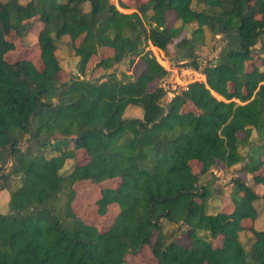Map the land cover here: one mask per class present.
I'll use <instances>...</instances> for the list:
<instances>
[{
  "label": "trees",
  "instance_id": "16d2710c",
  "mask_svg": "<svg viewBox=\"0 0 264 264\" xmlns=\"http://www.w3.org/2000/svg\"><path fill=\"white\" fill-rule=\"evenodd\" d=\"M32 18L41 25L40 68L5 56L7 35L25 36ZM206 30L225 43L202 63L194 52ZM263 34L264 0H146L129 13L110 0H0V188L9 192L0 210V264H128L126 256L144 246L155 264H264V229L242 224L258 216L252 186L233 176L232 208L208 209L209 170L218 162L239 163L238 171L256 173L254 183L264 186L257 174L264 170V58L246 67ZM62 39L82 77L105 48L111 54L95 64L102 74L136 57L143 68L133 78L110 71L61 82ZM174 39L178 56L204 80L163 103L164 86H148L168 71L148 45L166 52ZM188 104L196 110L184 109ZM130 107L140 116H124ZM73 148L89 159L63 171ZM113 178L118 185L102 188L96 206L104 215L116 205V214L100 229L74 213L73 184ZM164 222L180 226L186 241ZM243 230L252 234L248 251L239 241Z\"/></svg>",
  "mask_w": 264,
  "mask_h": 264
},
{
  "label": "rangeland",
  "instance_id": "374dc122",
  "mask_svg": "<svg viewBox=\"0 0 264 264\" xmlns=\"http://www.w3.org/2000/svg\"><path fill=\"white\" fill-rule=\"evenodd\" d=\"M119 11L129 13L135 10V6L139 3L145 2L146 0H124L126 3L125 8H121L118 5V0H110ZM84 8H88V4L84 5ZM32 28L27 32V34L23 37H17L14 33L7 35V39L12 43V47L6 51V58L10 61H15L20 58H28L33 61V63L40 68L41 67V59H39V49L37 44V32L40 28V22L36 18H32ZM175 20L173 18V14L169 13L168 16V25H173ZM196 27V23H191L186 26V36H190V32L193 28ZM178 39H174L172 43H170L167 47V51L164 52L158 48H152V45H148L155 55L156 59L164 68L167 69L168 73L166 76L160 80L159 82L151 83L148 86V89H152L156 84L164 86L167 90L163 103L167 102L172 96L179 92L181 89L185 88L189 82L194 80H204V76L196 70L189 68L186 64L188 62L187 59L178 56V50L174 47V43L177 42ZM224 40L220 34H212L210 31H205V42L204 44L198 46L195 50V56L202 63H206L208 61H212L216 58L218 52L224 45ZM57 56L63 62L64 67L59 71L58 78L61 82L70 80L73 77H81V78H94L98 76H104L110 71H114L119 77L122 75L134 76L137 72L143 68V62L140 58L136 57L134 59V63L132 66H128L127 60H123L121 62L115 63L112 68L108 69L106 73L102 74L104 70L100 67H96L95 64L99 61V59L105 57L106 55L111 54L110 48L102 49L98 52L97 55L90 58L89 62L86 66V74L84 77L80 76L76 59L74 54L70 49L69 40L62 39L57 42L56 49ZM264 58V34L261 36L257 44L255 45V49L252 54V58L246 61V67L251 68L252 66H259L261 64V60ZM260 68H263L260 66ZM220 98L219 96H217ZM184 109L188 110H196L190 104L184 106ZM124 116L127 117H138L140 116V109L137 107H130L129 111L124 113ZM255 133H253L254 136ZM240 135H244L240 133ZM252 136V137H253ZM72 147V145H71ZM74 149V148H73ZM247 148H243L242 151L246 154ZM75 156L73 159L68 160L64 166L63 171H67L71 168L75 163H85L89 159V155L84 149H74ZM264 159V155H263ZM193 165V170L198 171V166ZM240 164L225 168L222 163L218 162L217 165L212 167L209 171L211 172V176H214V182L212 184L213 195L209 200L208 209L210 212H216L218 207L221 205L224 209L228 210L232 208V202L230 199L229 193L233 190L232 180L229 181L227 176H237L244 180L247 184L252 186L254 191L258 195V199L255 200L254 205L258 211V216L255 220L250 218H246L242 221V224L245 227L253 226L256 229H264V186L261 183H254L253 175L256 174H248L245 171H238L240 168ZM235 169L237 172L235 173ZM225 170V172H224ZM233 170V171H232ZM228 172V174H227ZM264 175V170L257 172V174ZM210 176H207L208 180L213 179ZM119 179L113 178L109 180H105L99 184L90 182L88 180L77 181L73 184V189L75 191L74 198L71 203V207L74 213L80 217L83 221L88 224H93L97 226V228L104 229L110 225L112 222L114 215L116 214L117 206L111 205L108 208V211L104 215H100L97 211L96 199L100 194V190L105 187H116L118 185ZM12 187L17 185V180L12 179L10 182ZM217 194H222L221 197L216 196ZM9 196V192L5 189L0 188V210L4 208L2 205L7 202ZM164 230L175 231L174 235L179 240L186 241V236L182 233L181 227L175 224H170L164 222ZM252 234L249 230H243L239 234V241L244 246V248L248 251L250 247V243L252 240ZM155 238L152 237V240ZM215 244L219 243V240L214 241ZM250 260V259H249ZM126 261L128 264H155V258L150 254L149 246H144L140 251L136 254H128L126 256Z\"/></svg>",
  "mask_w": 264,
  "mask_h": 264
},
{
  "label": "crops",
  "instance_id": "0c3cea01",
  "mask_svg": "<svg viewBox=\"0 0 264 264\" xmlns=\"http://www.w3.org/2000/svg\"><path fill=\"white\" fill-rule=\"evenodd\" d=\"M151 47H152V46H151ZM137 74H138V72H137L134 76H132V78L135 77ZM232 171H233V170H232ZM224 172H225V170H224ZM227 174H228V172H227ZM232 177H233V176H230V175L227 176V178L229 179V181L232 180ZM213 190H214V189H213ZM216 196L221 197L222 194H217ZM222 197H223V196H222Z\"/></svg>",
  "mask_w": 264,
  "mask_h": 264
},
{
  "label": "bare ground",
  "instance_id": "6f19581e",
  "mask_svg": "<svg viewBox=\"0 0 264 264\" xmlns=\"http://www.w3.org/2000/svg\"><path fill=\"white\" fill-rule=\"evenodd\" d=\"M152 48H156V47L152 46Z\"/></svg>",
  "mask_w": 264,
  "mask_h": 264
}]
</instances>
